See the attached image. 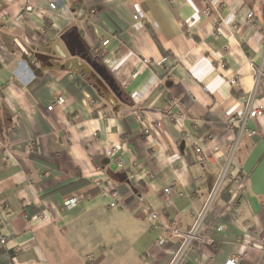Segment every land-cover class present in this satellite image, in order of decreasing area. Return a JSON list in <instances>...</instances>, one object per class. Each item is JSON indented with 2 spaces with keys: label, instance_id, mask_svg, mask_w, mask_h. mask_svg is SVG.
Masks as SVG:
<instances>
[{
  "label": "crops",
  "instance_id": "obj_1",
  "mask_svg": "<svg viewBox=\"0 0 264 264\" xmlns=\"http://www.w3.org/2000/svg\"><path fill=\"white\" fill-rule=\"evenodd\" d=\"M66 7L0 0V248L17 264H169L213 195V244L183 264H264V0Z\"/></svg>",
  "mask_w": 264,
  "mask_h": 264
},
{
  "label": "built area",
  "instance_id": "obj_2",
  "mask_svg": "<svg viewBox=\"0 0 264 264\" xmlns=\"http://www.w3.org/2000/svg\"><path fill=\"white\" fill-rule=\"evenodd\" d=\"M48 2H50V6L53 10H58L59 8H65L68 10V8L66 7V0H47ZM211 2H214L215 0H210ZM29 10H31V8H29ZM139 17L138 16H134V20H138ZM248 19L252 20L254 19V14L250 13L248 15ZM109 42L105 41L104 42V46H106ZM257 76H258V80L260 81L261 79H264V69H259L257 71ZM64 103V99L62 97H59L56 101V104H63ZM53 106L49 107V109H52ZM263 115V109H256L251 113L252 117H260ZM197 154H198V158L199 161H203L204 157L201 155L202 151L200 149H197ZM119 160L121 161V164H125V160L122 158H119ZM244 180H242L243 182ZM246 181H244L245 183ZM242 183V184H244ZM245 191V184L242 185L239 189L235 190L232 193V198H233V202H239V197L241 192L244 193ZM165 195L170 196L172 194V187H168L165 189ZM104 193V192H103ZM214 197L213 195L209 198V201L207 203V205L199 212V214L197 215L195 222L193 224V226L191 227V229L189 231H185V232H179L176 233V236L179 237L181 239V243L180 246L178 247L177 251L174 253L171 261L169 264H183L184 262H186L189 259L190 254L194 251V249L198 246V245H203L204 243L212 245L213 244V240L209 239L207 237L206 241H204V236H203V231L206 225V222L209 218V213H210V207L212 204ZM81 198L78 196H74L71 197L67 200L64 201V208L65 209H72L74 207H76L79 202H80ZM112 206H115V203L111 204ZM240 214V210L237 208L234 211V216H238ZM26 219L31 220L33 222H37V223H41L45 220V216L42 213L39 214H35L31 217L28 216H24ZM159 219V215L158 213L152 211L148 214V216L146 217V221H148V223H155L157 220ZM215 230L218 233H224L227 231V227L224 223H220L215 225ZM253 239L251 238V234L250 233H246L245 238L243 240V244L247 245V246H252ZM0 242L2 244H6L7 242V237L5 235H0ZM246 257V254L243 255H239V256H233L228 262L227 264H240ZM13 264H17V259L16 257L13 258Z\"/></svg>",
  "mask_w": 264,
  "mask_h": 264
},
{
  "label": "trees",
  "instance_id": "obj_3",
  "mask_svg": "<svg viewBox=\"0 0 264 264\" xmlns=\"http://www.w3.org/2000/svg\"><path fill=\"white\" fill-rule=\"evenodd\" d=\"M110 78L113 79V77L111 75H110ZM113 81H114V79H113ZM260 81H262V79ZM111 89H112V91H114L116 93V95H119L117 93L121 92L117 88V84L115 83V81L113 82ZM14 257H16V253L14 251H10V250H7L5 248H0V264H13V258Z\"/></svg>",
  "mask_w": 264,
  "mask_h": 264
},
{
  "label": "water",
  "instance_id": "obj_4",
  "mask_svg": "<svg viewBox=\"0 0 264 264\" xmlns=\"http://www.w3.org/2000/svg\"><path fill=\"white\" fill-rule=\"evenodd\" d=\"M81 42H79L80 44ZM88 63L94 68V70L105 80V82L111 87L113 85V79L107 74V71L101 68L98 64L92 63L91 60L87 59Z\"/></svg>",
  "mask_w": 264,
  "mask_h": 264
},
{
  "label": "rangeland",
  "instance_id": "obj_5",
  "mask_svg": "<svg viewBox=\"0 0 264 264\" xmlns=\"http://www.w3.org/2000/svg\"><path fill=\"white\" fill-rule=\"evenodd\" d=\"M230 194V193H229ZM231 195V194H230ZM33 216V215H32Z\"/></svg>",
  "mask_w": 264,
  "mask_h": 264
}]
</instances>
